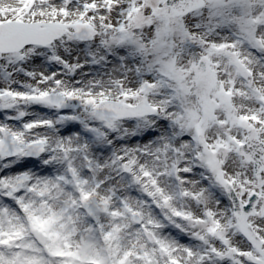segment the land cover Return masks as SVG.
<instances>
[{
  "label": "snow or ice",
  "instance_id": "6c2138e0",
  "mask_svg": "<svg viewBox=\"0 0 264 264\" xmlns=\"http://www.w3.org/2000/svg\"><path fill=\"white\" fill-rule=\"evenodd\" d=\"M0 264H264V0H0Z\"/></svg>",
  "mask_w": 264,
  "mask_h": 264
},
{
  "label": "rangeland",
  "instance_id": "374dc122",
  "mask_svg": "<svg viewBox=\"0 0 264 264\" xmlns=\"http://www.w3.org/2000/svg\"><path fill=\"white\" fill-rule=\"evenodd\" d=\"M36 110H37V111H41V112L43 111L42 109H36Z\"/></svg>",
  "mask_w": 264,
  "mask_h": 264
},
{
  "label": "bare ground",
  "instance_id": "6f19581e",
  "mask_svg": "<svg viewBox=\"0 0 264 264\" xmlns=\"http://www.w3.org/2000/svg\"><path fill=\"white\" fill-rule=\"evenodd\" d=\"M35 111H37V110L35 109ZM37 112H41V111H37Z\"/></svg>",
  "mask_w": 264,
  "mask_h": 264
}]
</instances>
